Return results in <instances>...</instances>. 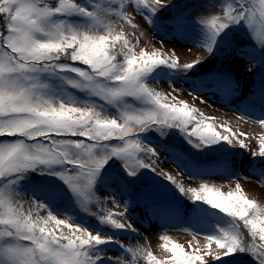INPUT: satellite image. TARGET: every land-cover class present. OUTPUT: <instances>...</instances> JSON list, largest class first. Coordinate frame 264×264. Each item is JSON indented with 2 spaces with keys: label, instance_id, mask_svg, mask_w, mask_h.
<instances>
[{
  "label": "snow or ice",
  "instance_id": "6c2138e0",
  "mask_svg": "<svg viewBox=\"0 0 264 264\" xmlns=\"http://www.w3.org/2000/svg\"><path fill=\"white\" fill-rule=\"evenodd\" d=\"M88 4L0 0V264H104L105 260L138 264L141 258L146 264H218L237 253L264 264V205L249 199L239 183L225 194L208 183L185 190L167 177L181 194H190L193 203L230 219L216 234L202 235L206 244L191 252L161 235L164 252L171 254L166 260L142 246L123 243L124 255L105 257L100 247L113 243L111 237L69 218L58 219L39 201L30 199L25 205L17 186L26 173L43 166L65 182L82 210L110 228L135 232L126 207L111 195L101 200L95 192L99 173L109 160L118 159L129 176L145 168L155 172L154 161L145 163L144 158L155 157L157 151L139 138L147 130H164V135L167 129H178L196 148L232 145L236 137L230 129L224 128L229 135H221L212 124L197 120L198 110L187 103H169L148 82L157 68L186 72L202 60L180 66L178 58H160L158 51L142 50L137 55L136 45H130L122 28L118 30L117 21L137 28L132 15L150 24V17L168 4L162 0H88ZM74 16L86 23H72ZM199 23L206 29L201 46L206 57L225 30L241 23L257 46L264 47V0H258V6L256 0H221L218 10L202 16ZM45 75L59 78L89 99L50 91L42 80ZM108 107L117 114L111 115ZM254 122L264 125V119ZM239 136L247 138L246 133ZM113 140L119 143H110ZM237 142L242 149L248 147L243 139L237 137ZM252 155L264 157V136ZM108 203L125 209L118 219L107 209ZM34 205L47 208V217L34 215Z\"/></svg>",
  "mask_w": 264,
  "mask_h": 264
},
{
  "label": "rangeland",
  "instance_id": "374dc122",
  "mask_svg": "<svg viewBox=\"0 0 264 264\" xmlns=\"http://www.w3.org/2000/svg\"><path fill=\"white\" fill-rule=\"evenodd\" d=\"M49 3L55 4L54 0ZM220 3L221 0H162V4L168 5L150 17V24L142 16L132 15L136 29L119 21L117 25L118 30L122 28L124 31L130 45H136L134 51L137 55L142 50L148 53L158 51L160 58H178L180 66L202 60L186 72L157 68L148 77V82L167 97L169 103L182 106L180 102H185L190 109H197V120L212 124L221 135H229L224 128L230 129L236 134L232 137L233 144L221 142L196 148L178 129H167L164 135L161 134L164 130L153 129L141 133L139 138L157 151L155 157L144 158L145 163L154 161L155 172L145 168L136 176H129L118 159L109 160L99 173L95 192L101 200L111 195L125 206L128 222L135 232L110 228L82 210L65 182L58 175L51 174L52 170L45 171L43 166L26 173L17 186L26 206L30 199L39 201L47 205L58 219L69 218L82 228L111 237L114 242L100 248L105 257L124 255L120 247L123 243L142 246L158 259L166 260L171 254L164 252L161 235H168L172 242L191 252L198 245L206 244L202 235L216 234L217 229L230 219L207 205L193 203L190 194H181L176 185L168 181V176L185 190L198 189L201 183H208L225 194L234 191L239 183L249 199L264 205V157L252 155L259 151L264 136V125L254 122L264 119V47L257 46L249 29L241 23L225 30L217 39L212 54L206 57L205 49L201 48L206 29L199 20L217 11ZM82 6L88 7L89 4ZM71 22L86 23L78 16L72 17ZM42 80L49 84L52 92L78 100L89 99L85 93L71 88L57 77L45 75ZM106 110L111 115L117 114L112 107ZM240 115L249 119H240ZM240 133H246L247 138L239 136ZM237 137L248 147L240 148ZM90 207L97 210L95 206ZM106 207L117 214V219L119 213L125 211L111 203ZM48 209L33 206L34 213L40 217H47ZM191 231L201 235L194 237ZM238 256L242 253L225 257L218 264H237ZM104 264L110 262L105 260ZM138 264H146V261L141 258Z\"/></svg>",
  "mask_w": 264,
  "mask_h": 264
},
{
  "label": "trees",
  "instance_id": "16d2710c",
  "mask_svg": "<svg viewBox=\"0 0 264 264\" xmlns=\"http://www.w3.org/2000/svg\"><path fill=\"white\" fill-rule=\"evenodd\" d=\"M52 1L53 0H51V2ZM78 2L82 3V5H83V4H87L88 0H78ZM54 3H57V0H54ZM116 47H117V45H116ZM118 59H120V57H118ZM34 215H37V214L34 213ZM52 227L55 228V226H53V225H52ZM61 230H63L64 232H68L67 229H61ZM237 259H238V261H236V262H238L237 264H256V261L253 259V257L247 253H242V256H238Z\"/></svg>",
  "mask_w": 264,
  "mask_h": 264
}]
</instances>
